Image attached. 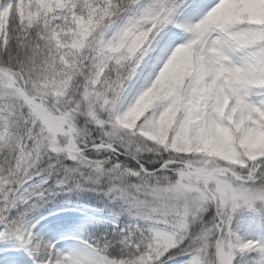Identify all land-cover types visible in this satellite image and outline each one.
<instances>
[{
	"label": "snow or ice",
	"instance_id": "1",
	"mask_svg": "<svg viewBox=\"0 0 264 264\" xmlns=\"http://www.w3.org/2000/svg\"><path fill=\"white\" fill-rule=\"evenodd\" d=\"M0 264H264V0H0Z\"/></svg>",
	"mask_w": 264,
	"mask_h": 264
}]
</instances>
